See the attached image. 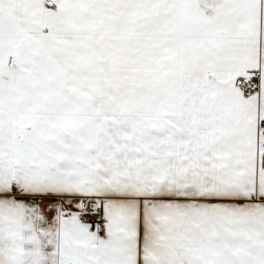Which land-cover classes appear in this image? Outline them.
<instances>
[{
  "label": "snow or ice",
  "instance_id": "snow-or-ice-1",
  "mask_svg": "<svg viewBox=\"0 0 264 264\" xmlns=\"http://www.w3.org/2000/svg\"><path fill=\"white\" fill-rule=\"evenodd\" d=\"M0 264H264V0H0Z\"/></svg>",
  "mask_w": 264,
  "mask_h": 264
}]
</instances>
